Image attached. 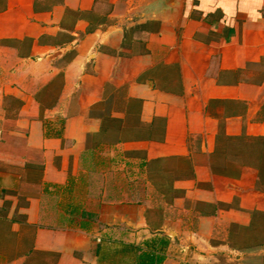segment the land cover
Here are the masks:
<instances>
[{
    "label": "crops",
    "instance_id": "1",
    "mask_svg": "<svg viewBox=\"0 0 264 264\" xmlns=\"http://www.w3.org/2000/svg\"><path fill=\"white\" fill-rule=\"evenodd\" d=\"M258 214L264 0H0V264L264 259Z\"/></svg>",
    "mask_w": 264,
    "mask_h": 264
},
{
    "label": "trees",
    "instance_id": "2",
    "mask_svg": "<svg viewBox=\"0 0 264 264\" xmlns=\"http://www.w3.org/2000/svg\"><path fill=\"white\" fill-rule=\"evenodd\" d=\"M264 214H258L249 226L234 225L235 230L230 232L229 240L236 249L245 250L264 244ZM257 227V228H256ZM168 245V237L162 233L157 238L147 240L143 244H134L131 249L135 253L134 264H162L166 259L165 248Z\"/></svg>",
    "mask_w": 264,
    "mask_h": 264
},
{
    "label": "rangeland",
    "instance_id": "3",
    "mask_svg": "<svg viewBox=\"0 0 264 264\" xmlns=\"http://www.w3.org/2000/svg\"><path fill=\"white\" fill-rule=\"evenodd\" d=\"M209 264H264V259L261 255H247L243 260L236 261L230 260L222 253H217Z\"/></svg>",
    "mask_w": 264,
    "mask_h": 264
},
{
    "label": "water",
    "instance_id": "4",
    "mask_svg": "<svg viewBox=\"0 0 264 264\" xmlns=\"http://www.w3.org/2000/svg\"><path fill=\"white\" fill-rule=\"evenodd\" d=\"M170 4H174L175 0H168Z\"/></svg>",
    "mask_w": 264,
    "mask_h": 264
}]
</instances>
